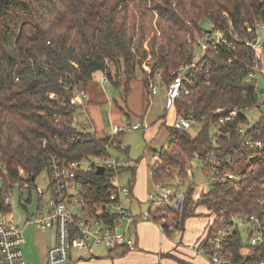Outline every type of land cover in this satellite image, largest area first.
<instances>
[{"label":"trees","instance_id":"16d2710c","mask_svg":"<svg viewBox=\"0 0 264 264\" xmlns=\"http://www.w3.org/2000/svg\"><path fill=\"white\" fill-rule=\"evenodd\" d=\"M155 11L168 27L158 52L153 51L157 43H150L154 63L145 73L141 68L146 55L140 52L142 43L135 53L132 51L127 0H0V178L5 182L0 191V213L10 212L4 197L12 187L24 186L19 170L32 181L43 171L48 174L50 155L68 161L107 156L106 138L83 135L70 126L79 109L71 101L78 91L86 89L95 74L106 72L115 86L123 77L127 93L129 82L139 72L148 91L157 72L167 84L170 72L191 60L193 48L187 38L200 34L205 21L222 29L227 38L238 34L241 39H250L247 27L264 20L263 5L253 0H163ZM261 55L264 67V48ZM254 59L255 53L243 41L236 42L235 51L223 47L207 50L192 72L189 94H182L175 102L177 116L191 120L200 129L191 137L186 131L168 128V146L156 154L151 171L153 184L167 185L175 176L186 184L193 179V159L203 170L212 157H232V164L223 167V172L240 170L239 181L214 185L198 199L189 186L177 211L162 204H150L148 209L168 237L177 231L182 235L185 222L196 216L198 207L214 215L196 247L208 257L213 232L230 214L255 215L264 226V114L249 132L262 143L261 149L252 152L237 149L242 139L237 129L248 123L247 118L240 115L219 123L229 110L259 107L258 92L247 71ZM135 171L127 172L131 186ZM112 175L82 174L81 184L89 204L107 201L113 191ZM32 186L28 184V189ZM168 216L173 217V231L160 223ZM242 247L241 236L235 233L226 251L228 264L264 262V246L245 256ZM162 256L176 264H187L170 254Z\"/></svg>","mask_w":264,"mask_h":264},{"label":"built area","instance_id":"2783aa9c","mask_svg":"<svg viewBox=\"0 0 264 264\" xmlns=\"http://www.w3.org/2000/svg\"><path fill=\"white\" fill-rule=\"evenodd\" d=\"M228 25L231 26L230 23ZM262 27H264V20L254 24L253 28L247 27L246 32L251 35V38L243 37L241 39L238 34H230V37L227 38L222 29L210 24L208 30H202L200 34L187 40V43L193 48L192 58L170 72L171 81L169 83L165 84L162 81L160 72L154 75L150 81V94L156 95L161 87L164 88L166 105L175 107V102L182 94H189L188 84L192 72L203 59L207 50L223 47L229 51H235L236 42L239 41H243L244 45L250 47L251 51L255 53L253 65L247 71L248 79L250 82L255 83L257 90V70L261 68L263 70L264 68L261 65L264 42H261L259 36ZM105 64L108 65V62L105 61ZM99 80L102 84L109 82L106 72L100 74ZM84 98L85 90L78 91L74 95L71 103L79 109L72 118L70 126L78 129L83 135L93 134L88 116L83 112L82 101ZM243 111L229 110L219 119V123L224 124L232 121V119L243 115ZM192 124L191 120L177 116L172 128L187 132ZM253 125L254 122H248L246 125L238 127L237 133L241 135L242 139L237 149L252 152L262 148V143L254 139L249 133ZM140 128L139 124H133L131 127L128 125H113L104 136L106 138L104 147L107 151V156L104 158L89 156L68 161L60 159L56 155L49 156L48 186L47 189L38 193L42 195L47 192L49 199L45 205L39 199L40 204L37 207V213L33 217L27 218L23 225V229L31 227L36 230H52L54 232L55 242L47 249L42 264H79L82 259L73 261L70 253L72 251H83L91 255L95 246H102L112 255L132 251L136 248L135 227L137 222L140 220L155 222L152 218V212L135 213L132 210L131 206L135 199L129 181L128 186L120 185L122 176L128 174L129 170L136 168V162L129 160L127 157L126 159H120L112 154L113 151L125 154L126 147L120 142H116V139L125 132L138 131ZM215 132L216 137H219L217 130ZM250 158H252V155L249 156ZM153 159L156 161L157 155L153 156ZM230 164H232L231 156H226L223 159L210 158L209 166L202 170L203 176L206 177V182L202 185H196L193 179L184 184L177 176L172 181L175 186L174 191L167 185L154 183V192L146 195V202L153 205H167L172 211H177L182 206L185 192L189 186L194 189V198L198 199L202 192L209 193L214 185L239 181L242 178L240 170L223 172V167ZM97 167H102L104 174L107 172L113 174L110 178L113 191L106 202L89 204L86 192L81 184V176L82 174L96 172ZM19 175L22 178L24 188L28 189L30 183L34 186L35 179L30 181L23 170H19ZM18 188H21V186L18 185ZM9 195H11V190L4 197V205L7 208H10L11 205ZM160 223L166 225L168 231L174 230V225L167 223L165 219H162ZM23 229L12 222L8 213H0V264H29L25 261L21 251V245L24 243ZM160 229L163 232L161 227ZM241 230L249 236L248 242L246 244L242 243V255H249L256 248L264 246V226L257 216L230 214L213 232L210 241L211 252L208 253L212 264L229 263L226 256L228 243L235 233L241 236ZM176 234L177 236L181 235L179 231ZM196 250L200 255L207 256L204 250ZM223 255H225L224 259L226 260H222ZM227 255L230 254L227 253ZM259 264H264V262Z\"/></svg>","mask_w":264,"mask_h":264},{"label":"rangeland","instance_id":"374dc122","mask_svg":"<svg viewBox=\"0 0 264 264\" xmlns=\"http://www.w3.org/2000/svg\"><path fill=\"white\" fill-rule=\"evenodd\" d=\"M252 1V0H251ZM258 4L264 5V0H253ZM163 0H127L129 5V22L128 27L130 29V36L133 39L132 51L135 53L137 47H139V42H141L140 52L145 54V59H143L141 68L145 73L150 72V65L154 63L152 57V51L150 49V43L154 40L157 45L154 47L153 51L158 52L160 43H164L163 32L167 29L168 24L161 19L155 11L157 5H161ZM210 22L205 21L202 24L203 30H208L210 28ZM197 36V35H195ZM193 36V37H195ZM260 40L264 42V27L261 29ZM192 37H188L187 40ZM99 74H95L93 80ZM142 74L137 73V80L142 79ZM104 90L106 95L111 97L117 96L116 91L109 87L108 84L104 85ZM257 92L259 103L263 102L259 107L244 110L243 116L247 118L249 123L255 122L261 115L264 114V72L261 69L257 70ZM149 107L145 108L141 115H133L130 119H124L123 124L133 125L139 124L141 127H150L162 114H166V119L169 122L171 107L167 106L165 103V90L160 88L158 94L150 97ZM166 105V108H165ZM101 114L103 116V124L107 125L111 120V110L110 104L106 103L102 106ZM145 115V116H144ZM109 128V127H108ZM106 128L105 130L107 131ZM200 126L197 124H192L188 129V134L193 137L199 131ZM214 131L211 130V135ZM120 143L127 148V155L119 152L113 151L112 154L120 159H126V157L137 163L135 183L133 185V194L135 200L131 206L135 213L147 212L150 207V202L143 201L147 194H153L154 187L151 179V171L154 167L153 155H156L161 151L162 148H167L169 143V135L165 127L156 129L153 126L146 130H138L133 132H125L119 136ZM190 172L193 175V181L196 185H202L206 182V177L202 174L201 164L197 159L192 161V169ZM128 176L125 174L120 179V185L128 186V181L126 180ZM48 174L47 172H41L34 182V186L31 189H26L24 187L18 188V185H14L11 189V195H9L10 212L8 213L12 222L17 225L20 229H23V225L27 218L33 217L37 213V207L40 204L45 205L49 199V194L44 192L42 195L38 193L44 191L48 186ZM167 186L171 190H175V186L172 182H168ZM5 188V182L0 178V191ZM40 199V201H39ZM141 203H139V202ZM196 216L207 220V222H213L215 219L214 215L208 214L205 208L200 207L197 209ZM199 214V215H198ZM196 218L188 220L185 223V231L183 233L182 241L190 242L198 236V233L202 229V219ZM209 218V219H206ZM173 217L168 216L165 221L173 225ZM208 223V224H209ZM241 240L243 244H246L249 240V236L243 230L240 231ZM204 235V234H203ZM53 233L51 230L41 231L36 230L31 227L23 229L24 243L21 245V251L23 253L24 259L29 264H42L45 260L46 249L52 243ZM199 238L195 243L197 246L203 239ZM172 240L177 239V234L174 232L171 235ZM196 250V249H195ZM243 253L245 251L242 250ZM197 255L199 254L196 251ZM71 259L77 261L78 259L87 260L92 258L95 262L104 264L110 258L113 257L109 255L108 251L102 248V246L93 247V254L89 255L83 251H72L70 253ZM207 264H212L211 259L208 256L200 255ZM187 264H193L189 259L181 258ZM226 260V259H222Z\"/></svg>","mask_w":264,"mask_h":264},{"label":"crops","instance_id":"0c3cea01","mask_svg":"<svg viewBox=\"0 0 264 264\" xmlns=\"http://www.w3.org/2000/svg\"><path fill=\"white\" fill-rule=\"evenodd\" d=\"M99 79H100V74L99 77L96 78V81L92 80L88 82L85 89V98L83 99L82 103H83V112L86 113V115L88 116V120L92 127V133L97 138H104L106 132L113 125H118V126L127 125V124H123L122 121L124 119H130L135 114L141 115L144 109L147 106L149 107L150 97H153L155 95L150 94V89H148V91L144 89L143 82L140 79L131 80L128 86L129 90L126 93L125 81L124 78L122 77L118 86H115L110 82L106 83L108 84L109 87L113 88L117 93L116 94L117 96L111 97L110 95H106V92L104 90L105 84L100 83ZM106 103L110 104V110H111V117H110L111 121L107 125H105V123L103 124V116L101 114L102 106H104ZM165 103H166V95H165ZM118 107L122 108L126 114L124 115L118 109ZM176 117L177 114L175 107H171V114L169 119L170 121L169 122L167 121L166 114L164 113L158 117V119L152 124V126L156 129L165 127L167 131V129L172 128V126L176 122ZM128 126L131 127L132 125L129 124ZM150 127H141L140 130H146L147 128L149 129ZM106 128H108L107 131L105 130ZM127 152L128 150L126 148L125 155H127ZM125 175L128 176L126 180L129 181L130 176L128 174ZM132 194H133V186H132ZM143 201H146V197ZM197 209L195 213H197L198 211ZM196 218H201V217L192 216L188 220L196 219ZM201 219L203 222L202 229L198 233V236L190 242L182 241L183 234L177 236L176 240H172L171 237L166 236L161 231L157 223L152 221L140 220L137 222L135 227L136 248L132 251H128L125 253L120 252V253H116L115 255H112L111 253L108 252L109 255L113 257L110 258V261L108 260L104 264H176L175 261L163 257L162 255L164 254H170L179 259L181 258L189 259V261L192 262L193 264H207V262L201 259L202 257L199 256V254L197 255L196 253L197 250H195L197 247L195 246V243L199 238H202V236H204L203 235L205 232L204 229L209 223L207 222V220L205 221V219L203 218ZM52 233H53V237L50 246H52L55 242L54 232L52 231ZM47 249L45 250L46 252ZM79 264H100V263H97L92 258H90L87 260H82V262H80Z\"/></svg>","mask_w":264,"mask_h":264},{"label":"water","instance_id":"95a60500","mask_svg":"<svg viewBox=\"0 0 264 264\" xmlns=\"http://www.w3.org/2000/svg\"><path fill=\"white\" fill-rule=\"evenodd\" d=\"M95 173H96V175H103L104 169L102 167H97Z\"/></svg>","mask_w":264,"mask_h":264}]
</instances>
